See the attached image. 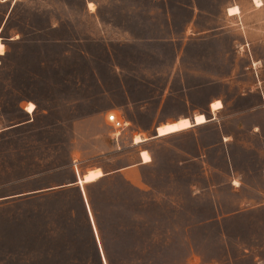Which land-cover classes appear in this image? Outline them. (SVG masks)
Wrapping results in <instances>:
<instances>
[{
	"label": "rangeland",
	"instance_id": "rangeland-1",
	"mask_svg": "<svg viewBox=\"0 0 264 264\" xmlns=\"http://www.w3.org/2000/svg\"><path fill=\"white\" fill-rule=\"evenodd\" d=\"M256 1L0 0V264H264Z\"/></svg>",
	"mask_w": 264,
	"mask_h": 264
},
{
	"label": "bare ground",
	"instance_id": "bare-ground-1",
	"mask_svg": "<svg viewBox=\"0 0 264 264\" xmlns=\"http://www.w3.org/2000/svg\"><path fill=\"white\" fill-rule=\"evenodd\" d=\"M256 3H257V6H260L262 4L261 2H258V1H256ZM89 5H91V4L89 3ZM237 12H238V10L236 7L230 8L228 10V14H231V15L235 14ZM2 52H3V45L0 43V54H2ZM220 107H221V102L219 100H215L212 103H210V108L212 110L219 109ZM203 122H204L203 119H199L196 121V123H194V125L201 124ZM127 125H128V123L126 122V126ZM190 126H192V124L190 123L188 118H179L174 125H169V124L159 125L157 130H156L157 131L156 136H158V137L159 136H165V135H168V134L180 131V130H184ZM121 132L122 131L117 133V137L120 135ZM134 138H135L134 142H139V141L143 140L145 137L144 136H142V137L136 136ZM140 157L144 163L150 161V156L148 155V153L145 150L140 151ZM101 175H102V173H101L99 168L88 169L86 171L85 175L83 174V177H79V181L77 184H80V187H82L83 183L93 181V180L99 178Z\"/></svg>",
	"mask_w": 264,
	"mask_h": 264
},
{
	"label": "crops",
	"instance_id": "crops-1",
	"mask_svg": "<svg viewBox=\"0 0 264 264\" xmlns=\"http://www.w3.org/2000/svg\"><path fill=\"white\" fill-rule=\"evenodd\" d=\"M89 3H91L93 6H94V4L91 2V1H88L87 2V5L89 4ZM262 3V2H261ZM253 4H254V2H253ZM254 6H255V4H254ZM261 6H263V3H262V5ZM260 6V7H261ZM233 7H236L237 8V10H238V12L237 13H235V14H228V10L230 9V8H233ZM256 7V6H255ZM90 9V8H89ZM166 11H167V13L170 15L171 13H170V9H169V7H166ZM225 14H226V16L227 17H232V18H235L236 17V15H240V11H239V8H238V6L237 5H235V6H229V7H227L226 8V11H225ZM237 17H239V16H237ZM214 100H218V99H214ZM213 100V101H214ZM212 102V101H211ZM221 102V101H220ZM221 106H222V104H221ZM222 108V107H221ZM220 108V109H221ZM210 109V108H209ZM219 109V110H220ZM218 110V111H219ZM211 112V111H210ZM217 112V111H216ZM212 113V112H211ZM212 114H215V113H212ZM177 120V119H176ZM190 120V122L192 123V126H197V125H194L193 124V119L191 118V119H189ZM175 121V120H174ZM172 122V121H171ZM207 122V121H206ZM205 122V123H206ZM204 124V123H203ZM199 125H201V124H199ZM192 126H190V127H188V128H186V129H189V128H191ZM186 129H184V130H186ZM255 130H257L256 129V127H255ZM180 131H183V130H180ZM180 131H177V132H180ZM177 132H174V133H177ZM174 133H171V134H174ZM155 134L157 135V131L155 130ZM154 134V137H158V136H156ZM171 134H168V135H171ZM167 136V135H166ZM159 137H163V136H159ZM144 142V141H143ZM141 143V142H140ZM142 150H146V149H142ZM141 151V150H140ZM140 151L138 152V155H139V157L137 158V160L134 162V166H142V165H144V164H146V163H144V162H142V159H141V157H140ZM147 151V150H146ZM148 152V151H147ZM149 154V153H148ZM120 170H123V169H120ZM124 170H127V168H124ZM101 177H103V175L101 176ZM100 177V178H101ZM125 177V179H127L128 181H130V182H134L133 180H130V178H128L127 176H124ZM99 179V178H98ZM71 185H78L76 182L75 183H72Z\"/></svg>",
	"mask_w": 264,
	"mask_h": 264
},
{
	"label": "built area",
	"instance_id": "built-area-1",
	"mask_svg": "<svg viewBox=\"0 0 264 264\" xmlns=\"http://www.w3.org/2000/svg\"><path fill=\"white\" fill-rule=\"evenodd\" d=\"M105 120L113 128V138L117 140V133L124 130L126 127V121L116 113V112H107L105 115Z\"/></svg>",
	"mask_w": 264,
	"mask_h": 264
},
{
	"label": "trees",
	"instance_id": "trees-1",
	"mask_svg": "<svg viewBox=\"0 0 264 264\" xmlns=\"http://www.w3.org/2000/svg\"><path fill=\"white\" fill-rule=\"evenodd\" d=\"M101 177V176H100ZM96 181V179L95 180H93V181H89V182H85V183H83V185L84 184H88V183H92V182H95ZM83 185H82V187H83ZM79 186V185H78ZM80 189V188H79ZM80 193H81V197H82V192H81V189H80ZM83 199V198H82ZM84 201V200H83ZM88 220H89V224H90V227H91V229H93V223H92V218H90V216H89V218H88ZM95 230H93V232H94ZM93 238H94V241L95 240H97L96 239V236L95 235H93ZM96 245V244H95ZM97 245H98V247H97ZM97 245H96V249H97V251H98V253H99V255H100V258L102 259V255H101V249H100V246H99V244H98V242H97ZM104 258V257H103ZM108 263H109V261H108Z\"/></svg>",
	"mask_w": 264,
	"mask_h": 264
},
{
	"label": "water",
	"instance_id": "water-1",
	"mask_svg": "<svg viewBox=\"0 0 264 264\" xmlns=\"http://www.w3.org/2000/svg\"><path fill=\"white\" fill-rule=\"evenodd\" d=\"M156 135V134H155ZM81 177H83V175L81 176ZM78 181H79V177L78 176H75V181H73V183H78ZM79 186H80V184H78ZM104 259V258H103Z\"/></svg>",
	"mask_w": 264,
	"mask_h": 264
}]
</instances>
